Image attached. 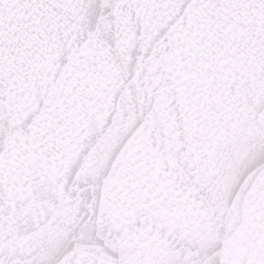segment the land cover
<instances>
[{"label":"water","instance_id":"95a60500","mask_svg":"<svg viewBox=\"0 0 264 264\" xmlns=\"http://www.w3.org/2000/svg\"><path fill=\"white\" fill-rule=\"evenodd\" d=\"M0 264H264V0H0Z\"/></svg>","mask_w":264,"mask_h":264}]
</instances>
